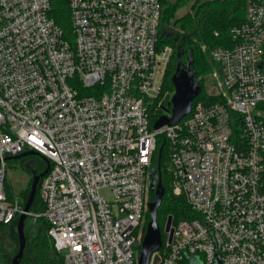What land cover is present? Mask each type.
Here are the masks:
<instances>
[{
	"label": "built area",
	"instance_id": "2783aa9c",
	"mask_svg": "<svg viewBox=\"0 0 264 264\" xmlns=\"http://www.w3.org/2000/svg\"><path fill=\"white\" fill-rule=\"evenodd\" d=\"M66 2L70 36L50 0H0V226L23 212L6 157L33 152L49 161L41 214L62 264H138L163 136L192 215L148 264H264V0H245L230 44L209 51L215 98L157 130L150 105L174 52L160 47L161 1Z\"/></svg>",
	"mask_w": 264,
	"mask_h": 264
},
{
	"label": "trees",
	"instance_id": "16d2710c",
	"mask_svg": "<svg viewBox=\"0 0 264 264\" xmlns=\"http://www.w3.org/2000/svg\"><path fill=\"white\" fill-rule=\"evenodd\" d=\"M160 1L161 17L159 26V43L161 44L170 42L173 44L174 52L172 56L175 54V67L178 47L184 51L180 58L183 62L186 61L188 53H192L193 69L196 73V78L201 82L203 87L204 76H206V74H211L216 67V65L209 58V51L214 46L230 44L231 28L235 24L241 22L245 17V0L195 1L188 11L177 17H174L175 11L181 4H183L184 1ZM50 2V15L63 28L66 35L70 36L69 10L66 0H50ZM166 26L170 31L169 34H166L164 31ZM175 67L173 69L170 68L168 70V74L164 78L163 87H165V89H174L171 82V77L175 71ZM214 92L215 90H211L206 91L204 94L201 90L200 94L193 100L192 105L198 101H209L214 99ZM162 102L166 103L169 101H167L165 98L161 99V103ZM161 103H155L153 105V107H156L152 115L153 122L160 115L170 113L171 107H165L161 105ZM160 147V175L165 192L163 203L157 214V221L160 214L166 213L172 216V223L174 224L180 219L190 217L192 212L186 206L182 196L176 195L172 191L169 193L168 191V182L173 180V175L169 164L167 142L163 136H160L157 139V149L152 156V160H155L156 163L151 165H157L159 153L158 150ZM167 165H169L168 169L166 167ZM34 167L40 171L43 170V164H38ZM31 180L32 176L29 172V181L27 186L24 189H20L16 194L6 191L8 197L12 198L13 196H17L21 206H24L29 194ZM40 180L41 178L39 179L37 191L30 207L31 211L34 210L37 213H41L44 209V204L39 196L38 190ZM149 194L154 196V193L152 192H149ZM146 219H149L148 211L146 212ZM39 220V223H42L41 218ZM16 221L17 216H15L10 222L3 225L14 226ZM43 221L45 224V229L40 227L38 229L37 236L25 243L23 255L19 264H58L59 260H61L59 257H57L53 250L52 241L47 236V223L45 219ZM7 256H11V253L10 255L5 254L3 257L6 258Z\"/></svg>",
	"mask_w": 264,
	"mask_h": 264
},
{
	"label": "water",
	"instance_id": "95a60500",
	"mask_svg": "<svg viewBox=\"0 0 264 264\" xmlns=\"http://www.w3.org/2000/svg\"><path fill=\"white\" fill-rule=\"evenodd\" d=\"M184 53L178 47L176 55V67L172 74L171 82L174 87V93L170 99V113L160 115L154 122L153 128L159 129L165 125L173 126L177 124L181 119L189 114L193 100L200 94L202 90L201 82L196 78V73L193 69V56L192 53H188L186 61H181V55ZM157 165H151L149 168V181L148 190L154 193V199L147 202V210L149 214V221L146 224V230L144 236L139 243L135 244V248L139 250L138 264H148L151 254L160 249L162 246V231L157 221V214L159 208L163 203L164 198V186L161 181L160 175V156L161 147L159 148ZM33 152H22L16 156H7L6 159H17L22 156L32 154ZM46 167L40 173H37L32 168L30 161L24 163V167L28 170L32 176L28 197L23 206V212L18 216L17 221V234H18V246L14 245V250L11 253L10 264H19L23 250L26 243V236L24 232V223L27 215L29 214L31 204L37 191V185L39 179L45 175L49 169V161L45 159ZM172 222V216L168 215L164 231L170 230ZM157 256H155V260ZM189 264H196L194 261H190Z\"/></svg>",
	"mask_w": 264,
	"mask_h": 264
},
{
	"label": "rangeland",
	"instance_id": "374dc122",
	"mask_svg": "<svg viewBox=\"0 0 264 264\" xmlns=\"http://www.w3.org/2000/svg\"><path fill=\"white\" fill-rule=\"evenodd\" d=\"M169 1L175 2L176 0H169ZM182 1H184V2H183V4H181L179 6V8H177V10L175 11L174 17L180 16L183 13H185L186 11H188L190 9L191 5L195 1L203 2V1H207V0H182ZM164 31L166 34L170 33L167 26L164 28ZM165 46H172L173 47V44L170 42H167V43L165 42V43L160 44L161 48H164ZM174 67H175V54H174V56H172V58L168 64L164 78L168 74V70L170 68L173 69ZM213 80H214V76L212 74H206V76H204V84L202 87V93L205 94L206 91H211V90L215 89V84H214ZM163 83H164V81H163ZM173 93H174L173 88L165 89V87H163L162 92H161V96L159 95V97L157 99L153 100V102L150 105V110L152 111V113L156 109V107H153V105L155 103L160 104L161 99L166 98L167 101H169L166 103L162 102L161 105H163L165 107H171L170 99H171V96L173 95ZM26 161H29V157H26V160L25 159H9V160H7L6 177H5V187H6L7 192L16 194L20 189H24L27 186V183L29 181V171L26 170V168L24 167V163ZM152 161L153 162L151 164L156 163L155 160H152ZM31 165L37 166V163H35V161L32 160ZM166 167L168 169L169 165H167ZM148 181H149V177L147 178V181H146V189H147L146 190V197L149 199V201H151L154 199V196L152 194H149ZM173 184H174L173 180L171 182H168L167 188H168L169 193L172 191ZM102 192L106 193L105 191H102ZM13 197L17 198V196H13ZM18 216L19 215H17V221H18ZM167 217H168V214L162 213V214H160L159 219H158V224L161 227L162 240H163L164 244H165V240L167 237V234L164 231V227H165ZM40 218L42 220V223H39ZM43 220L44 219H43V216L41 213H37L34 210L29 211V214L27 215V217L25 219V223H24V232H25V236H26V242H29L35 236H37L38 229L40 227L45 229V224H44ZM17 221H16L14 226H6V225L0 226V264H10L11 256H7L6 258H4L3 256L5 254L10 255V253L13 252V246L14 245L18 246V234H17V228H16ZM58 264H61V260H59Z\"/></svg>",
	"mask_w": 264,
	"mask_h": 264
},
{
	"label": "flooded vegetation",
	"instance_id": "af4514ba",
	"mask_svg": "<svg viewBox=\"0 0 264 264\" xmlns=\"http://www.w3.org/2000/svg\"><path fill=\"white\" fill-rule=\"evenodd\" d=\"M26 157H29V161L30 160H36L37 161V164H41L42 163V159L39 156H37L36 154H29V155H26V156H22V157H20L18 159H25L26 160ZM32 168L35 169L37 171V173H40L41 172L39 169H37L34 166H32ZM148 221L149 220L146 219V215H145L144 220L142 222V225H143V227L145 226V229H146V224H147ZM171 224H172V222H171ZM13 250H14V246H13Z\"/></svg>",
	"mask_w": 264,
	"mask_h": 264
}]
</instances>
